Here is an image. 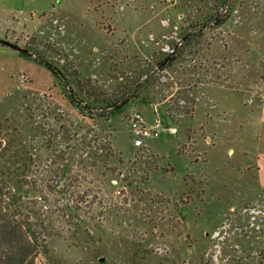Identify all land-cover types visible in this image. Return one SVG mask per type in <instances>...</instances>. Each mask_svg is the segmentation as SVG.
I'll return each instance as SVG.
<instances>
[{
	"label": "rangeland",
	"instance_id": "rangeland-1",
	"mask_svg": "<svg viewBox=\"0 0 264 264\" xmlns=\"http://www.w3.org/2000/svg\"><path fill=\"white\" fill-rule=\"evenodd\" d=\"M0 1L39 12H0V47L57 74L26 55L0 70V93L14 75L30 90L0 113L3 161L20 150L16 168L31 160L20 179L50 192L23 213L47 226L54 213L57 236L36 264H264L260 151L247 132L264 100V0ZM99 98L128 104L106 120ZM135 115L160 129L143 146Z\"/></svg>",
	"mask_w": 264,
	"mask_h": 264
},
{
	"label": "trees",
	"instance_id": "trees-1",
	"mask_svg": "<svg viewBox=\"0 0 264 264\" xmlns=\"http://www.w3.org/2000/svg\"><path fill=\"white\" fill-rule=\"evenodd\" d=\"M0 45L8 44L0 41ZM9 47L17 50L14 45H9ZM19 55H26L25 50L21 51ZM26 56L28 57L29 54ZM38 60L54 77L57 76L53 67L40 59ZM78 85L76 83L77 90L80 92ZM68 100L71 105H75L72 95L68 97ZM92 102L94 104L103 103L102 111L105 112L102 117H106V120L115 111L128 104V100L108 101L103 98L100 100L93 99ZM87 109L90 108L87 107ZM4 151H6L5 148H0V264H36L38 255L41 254L46 257L49 253L48 239L57 236L51 220L54 213L49 215L50 225L47 226L44 224L45 217L43 219L36 218L35 211H30L28 214H24L23 211L26 201L28 204H36L37 201L46 202L45 195L48 196L50 192L47 188L37 191L34 182H23L20 179L21 175H27V170H29L28 167L31 163L29 156L26 158L28 165L20 164L16 168L15 164L23 155L22 152L18 150L12 153L11 158L15 159V162H11L7 166V162L3 161L6 155V153L3 154ZM30 193H37L32 200H28ZM76 210L74 205L70 206L67 216L73 217ZM34 220L36 222H33Z\"/></svg>",
	"mask_w": 264,
	"mask_h": 264
},
{
	"label": "crops",
	"instance_id": "crops-1",
	"mask_svg": "<svg viewBox=\"0 0 264 264\" xmlns=\"http://www.w3.org/2000/svg\"><path fill=\"white\" fill-rule=\"evenodd\" d=\"M36 2L38 0H30L28 3L29 5L32 2ZM3 3V4H2ZM6 4V2H2L0 1V12H7V14L9 13H14V15H18L19 18L21 19H27L29 18L30 20L33 21L34 17H38L39 16V12H34L32 11L33 9L30 7L29 10L27 9H19V8H10L9 11L7 10L8 7L7 6H11V5H4ZM35 4H39V2H36ZM60 6V1H58V4ZM59 6H50L48 9L47 6H44L40 13L43 14H47L49 11H52L54 14H58L60 17V11L62 9L59 8ZM24 8H26V5L24 6ZM6 10V11H5ZM6 13H4V17L7 15ZM40 14V15H41ZM28 16V17H27ZM2 48V49H1ZM0 53H8V54H2L4 55L3 57H0V70H4L7 67H12V69H15L18 66H21V62H23L24 60V56L19 55V53L17 54L15 51H8L6 47H0ZM16 56H14V55ZM29 58L26 59H32L34 57H32V55L28 56ZM23 58V60H22ZM33 61L35 60L36 63L42 68L43 65L40 64L39 60L37 59H32ZM26 61V60H25ZM34 61V62H35ZM29 64H31L32 66L36 65L33 62H30ZM39 66H36L37 69H40ZM44 67V66H43ZM7 75V74H6ZM12 75V74H11ZM15 80H16V84H14L13 86L7 88L4 92L0 93V113L3 112L4 110L7 108V106H11V102L14 98H17V96H21L23 92H25L26 90H28V87L26 86V84H22L21 81H19L16 77V75H14ZM8 78H11V76H8ZM31 79H29V82ZM21 83V84H20ZM30 91V90H28ZM261 105L259 107L258 110V116H257V120H256V124L258 123V127L256 126V124L254 123L253 126H250L248 129V133L253 134V130L252 128H254L255 131V146L257 147L256 150H259L260 152H257L256 155V162H255V168L257 169V176L259 177V183L261 184V187L264 188V100L261 101ZM13 104V103H12ZM256 119V118H255ZM156 122V120L154 121V123Z\"/></svg>",
	"mask_w": 264,
	"mask_h": 264
},
{
	"label": "built area",
	"instance_id": "built-area-1",
	"mask_svg": "<svg viewBox=\"0 0 264 264\" xmlns=\"http://www.w3.org/2000/svg\"><path fill=\"white\" fill-rule=\"evenodd\" d=\"M150 41H153L152 37H150ZM22 81L23 80H21V82ZM130 132L133 138V143L136 146H143L145 140L156 139L159 135L160 129H158V126H145L140 116L135 115L130 122Z\"/></svg>",
	"mask_w": 264,
	"mask_h": 264
},
{
	"label": "water",
	"instance_id": "water-1",
	"mask_svg": "<svg viewBox=\"0 0 264 264\" xmlns=\"http://www.w3.org/2000/svg\"><path fill=\"white\" fill-rule=\"evenodd\" d=\"M167 61H168V60H166L165 62H163L161 65L164 66V65L166 64ZM101 260H102V259H101Z\"/></svg>",
	"mask_w": 264,
	"mask_h": 264
}]
</instances>
